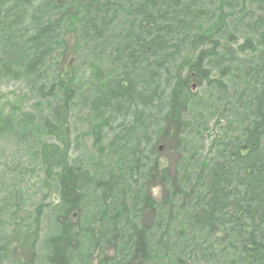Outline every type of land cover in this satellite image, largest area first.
I'll return each mask as SVG.
<instances>
[{
    "label": "trees",
    "instance_id": "obj_1",
    "mask_svg": "<svg viewBox=\"0 0 264 264\" xmlns=\"http://www.w3.org/2000/svg\"><path fill=\"white\" fill-rule=\"evenodd\" d=\"M66 32L91 58L79 76L58 69ZM190 54L187 73L224 70L222 82L199 79L169 103L177 64ZM0 66L16 69L44 104L18 121L0 112V134L35 158L59 194L41 252L45 205L32 215L20 187L4 192L0 264H264V0H0ZM201 84L206 95L195 91ZM73 110L92 165L70 159L71 142L43 139L63 142ZM210 110L223 132L201 153L178 143L168 174L154 129L171 111L184 137L192 113ZM153 183L162 197L141 232ZM163 215L165 238L156 236Z\"/></svg>",
    "mask_w": 264,
    "mask_h": 264
},
{
    "label": "rangeland",
    "instance_id": "obj_2",
    "mask_svg": "<svg viewBox=\"0 0 264 264\" xmlns=\"http://www.w3.org/2000/svg\"><path fill=\"white\" fill-rule=\"evenodd\" d=\"M237 41L240 43L238 46V49H240L242 37L237 36ZM64 42V48L60 51V58L58 55V59L60 60L58 62V67L60 68L58 69H62L63 72L67 73H71L72 70L79 76L83 71H86L87 64L91 61L90 55L88 52L82 51L80 46L74 51L75 38L71 33L66 32ZM246 49L247 48H243L244 51ZM210 51H214V49L210 48ZM190 57L191 54L184 56L177 64L175 75L179 76L173 77L175 84L170 94L169 103L178 101L182 90L185 89L188 92L193 91L196 87L194 83H200L199 79H202V83H208L213 80H216L218 83L222 82V79L218 77V75H221L224 70L218 74L214 69H208L206 67L199 70V77H196L197 72L195 71H189L187 73L185 65L189 62ZM54 69L55 66L52 63L48 68L49 77L47 78V82H49L52 77L54 78L55 71H52ZM206 74L209 75V77H204ZM225 77H227V75H225ZM191 85L192 87L190 88ZM195 91H197L199 95H206L209 88L201 84ZM41 98L39 93L31 92L27 89L25 82L16 69L3 68L0 66L1 113L8 114L15 121H18L26 113L33 114L37 111L36 109L41 110L44 107ZM170 115L171 111L169 115L166 116L163 123L153 131V152H155V154L157 153L161 159L162 166H166L167 173L172 175L175 173L176 169L175 164L178 157V143L185 139L186 142L183 145V150L185 152L198 150V152L201 153L206 150V147L214 138L223 132L221 127L224 126L225 121L213 116L212 110L201 112L194 111L192 113L193 118L190 120L189 124H192V127L188 128L186 134L184 133V138L175 131V127H173L170 122L172 119ZM65 123H67L65 126L69 131L66 132L65 136L62 138L63 142L53 137L43 139L47 141L46 143L60 146L63 145L62 143L71 142V150L69 151L70 159L74 162L79 160L89 162L92 165L95 157L91 152L90 141L84 136V127L74 110L70 113ZM195 129H197L196 132L199 135L197 137H195L192 132L195 131ZM159 147H161L160 150ZM33 156L37 158V155L33 154ZM35 161V158L32 156H27L24 147L20 143H16L8 136L0 134V201H2L5 191L9 189L16 190L17 187H20L23 192V202L26 211L33 215L36 205H45L39 221V239L37 243V246L42 252L46 245V240L55 231L52 207L56 203H59V194L53 187L48 188L43 184V173L36 165ZM152 174L153 170H151L150 175ZM152 182L153 181L150 180L146 183L150 184ZM155 184L156 183L152 184L154 185L153 188H148L145 197L144 204L147 203L141 212L138 224L141 232H145L146 228L153 221V204L162 197L161 188ZM27 221H29L30 224V219ZM165 223L166 215H163L160 227L156 231V236L161 235L164 238L166 237L167 234L164 233ZM173 225L174 221L170 222V226L172 227ZM168 233L170 234V231H168ZM128 264H135L134 257L130 258Z\"/></svg>",
    "mask_w": 264,
    "mask_h": 264
},
{
    "label": "water",
    "instance_id": "obj_3",
    "mask_svg": "<svg viewBox=\"0 0 264 264\" xmlns=\"http://www.w3.org/2000/svg\"><path fill=\"white\" fill-rule=\"evenodd\" d=\"M161 149V147H159V150Z\"/></svg>",
    "mask_w": 264,
    "mask_h": 264
}]
</instances>
